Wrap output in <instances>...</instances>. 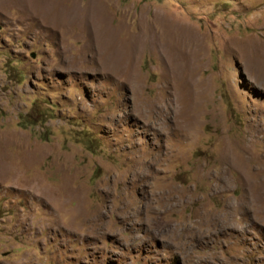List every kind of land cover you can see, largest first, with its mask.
Segmentation results:
<instances>
[{
	"label": "rangeland",
	"instance_id": "374dc122",
	"mask_svg": "<svg viewBox=\"0 0 264 264\" xmlns=\"http://www.w3.org/2000/svg\"><path fill=\"white\" fill-rule=\"evenodd\" d=\"M42 1L0 0V264H264V0Z\"/></svg>",
	"mask_w": 264,
	"mask_h": 264
},
{
	"label": "bare ground",
	"instance_id": "6f19581e",
	"mask_svg": "<svg viewBox=\"0 0 264 264\" xmlns=\"http://www.w3.org/2000/svg\"><path fill=\"white\" fill-rule=\"evenodd\" d=\"M28 1H31V0H28ZM33 5H34V3H33ZM39 7L40 8L37 9V11L38 12H41V14L44 16L45 20L49 21L52 24H60V23H64V24L66 23L67 24L70 21H76V16L77 15L76 16L75 15L73 16V14L70 13V12H67V11L61 10V9H58L56 7V5L53 4V3H51V1H49V0L48 1H46V0L42 1V4L40 3L39 4ZM82 19H83L82 22H83L84 25L90 26L91 24H93L94 37H97V40H100L99 46L106 51V57L110 61H113V60H115V61H121L122 58L124 57L123 56V53H122V50L123 49L115 48L114 38H113L112 34L106 32V31H104L102 29H99L98 26L95 25L94 20L92 19V16L90 17V15L89 16L88 15L87 16L85 15V16H82ZM251 57H253V56H251ZM252 63H253L252 64L253 65V68L258 69V72L259 73L261 72V74H264V69H262L260 67V65H258V63H254V61H252Z\"/></svg>",
	"mask_w": 264,
	"mask_h": 264
},
{
	"label": "trees",
	"instance_id": "16d2710c",
	"mask_svg": "<svg viewBox=\"0 0 264 264\" xmlns=\"http://www.w3.org/2000/svg\"><path fill=\"white\" fill-rule=\"evenodd\" d=\"M87 147H88V149H90V150H91V152H93V151H94L93 149H91V148H90V146H87Z\"/></svg>",
	"mask_w": 264,
	"mask_h": 264
}]
</instances>
